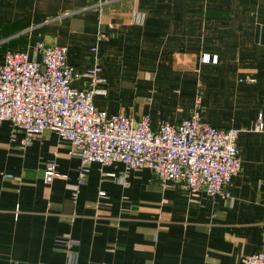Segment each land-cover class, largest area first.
Segmentation results:
<instances>
[{
	"label": "crops",
	"instance_id": "crops-1",
	"mask_svg": "<svg viewBox=\"0 0 264 264\" xmlns=\"http://www.w3.org/2000/svg\"><path fill=\"white\" fill-rule=\"evenodd\" d=\"M38 43L65 46L78 72L99 66L106 95L94 103L108 114L179 123L200 96L205 123L238 131L241 169L231 204L189 198L181 183L121 163L91 164L78 187L66 143L44 132L24 147L4 121L0 264H239L264 254V130L252 129L264 114V0H0V65L7 53L38 56ZM51 161L59 177L46 185Z\"/></svg>",
	"mask_w": 264,
	"mask_h": 264
},
{
	"label": "built area",
	"instance_id": "built-area-1",
	"mask_svg": "<svg viewBox=\"0 0 264 264\" xmlns=\"http://www.w3.org/2000/svg\"><path fill=\"white\" fill-rule=\"evenodd\" d=\"M35 49L34 58L21 51L7 53L0 65V123L19 129L24 147L44 132L55 134L79 160L78 187L85 185L91 164L121 163L127 171L147 169L161 183H181L189 198L203 193L231 204L228 188L241 169L238 131L205 123L200 96L187 119L152 127L146 116L133 120L95 107V98L106 95L99 88L105 79L98 65L78 72L68 65L65 46L38 43ZM200 62L216 64L217 58L203 55ZM252 129L264 130L263 113ZM56 169L54 161L46 165V185L59 177ZM117 180L126 185L125 177ZM63 246L69 251L67 242ZM239 264H264V254L244 256Z\"/></svg>",
	"mask_w": 264,
	"mask_h": 264
}]
</instances>
